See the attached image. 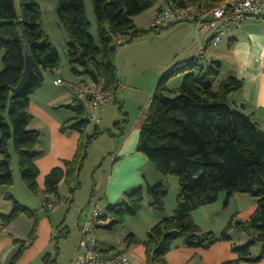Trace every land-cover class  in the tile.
I'll return each instance as SVG.
<instances>
[{
  "label": "trees",
  "instance_id": "trees-1",
  "mask_svg": "<svg viewBox=\"0 0 264 264\" xmlns=\"http://www.w3.org/2000/svg\"><path fill=\"white\" fill-rule=\"evenodd\" d=\"M222 2L91 0L96 39L90 33L85 0H56L55 15L67 36L66 57L72 74L102 82L106 90L116 92L115 55L123 46L115 43V39L125 38L128 45L150 33L159 32L153 28H136L134 18L159 3L166 7H158L157 14L165 8L212 10ZM20 7L18 13L14 0H0V53H3L0 71V187H10L14 183L11 171L14 154L19 174L29 192L53 197L58 202L59 189L63 184L68 193L67 201H70V196L80 188L79 179L88 159L89 147L105 133L110 137H123L129 120L123 114V120L114 126L116 130L95 129L89 134L85 104L74 100L64 106L74 117L61 127V132L70 130L77 133V148L71 160L64 161L62 167L53 168L46 175L44 189L40 191V171L35 160L42 154V142L39 132L29 128L33 122L29 107L32 95L44 84L43 73L60 68V56L42 29L38 0H20ZM26 56L34 60V74L24 91L15 95L12 91L22 79ZM76 67L81 69V73ZM179 75L184 76L181 85L171 89L169 81ZM221 76L219 62L207 64L192 57L177 62L152 95L140 126L137 151L148 159L163 179H178L176 209L171 217H165V200L169 193L166 181L159 185L147 184L126 194L122 204L108 209L111 222L105 228L112 230L123 225L128 217L137 218L148 195L151 208L162 220L149 230L145 241H140L133 234L123 240L125 247L143 245L147 264H166L165 257L180 239L189 248L208 250L219 242H230L233 230L245 235L249 241L245 246L232 247L236 259L223 264L258 263L264 257V131L229 102V96L242 89L243 80L235 77L222 80ZM223 193L226 205L236 194L255 199V213L246 222L234 223L231 219L219 235L202 231L193 222L192 214L215 204ZM10 201L13 205L11 213L0 215L3 223L8 225L21 216L33 220L34 227L29 237V241H33L38 224L37 212L13 198ZM44 213L49 215L47 210ZM257 244L263 248L261 254L254 257L252 248ZM25 248L26 244L22 242L10 264L16 263ZM48 260L49 256H46L45 264H54Z\"/></svg>",
  "mask_w": 264,
  "mask_h": 264
},
{
  "label": "crops",
  "instance_id": "crops-1",
  "mask_svg": "<svg viewBox=\"0 0 264 264\" xmlns=\"http://www.w3.org/2000/svg\"><path fill=\"white\" fill-rule=\"evenodd\" d=\"M56 5L57 3L55 1L53 3L51 2L50 12L54 13L51 23L53 26L51 27L54 29L49 31L45 28L43 21L46 11H43V8L39 4L42 12V29L48 36L51 44L59 51V45L54 41L52 35L54 30L58 31L61 40V43L58 44H60V48L66 55L67 36L58 24L55 15ZM160 5L161 3L134 18L133 21L136 28L149 30L157 15L158 7H161ZM85 8L87 18L91 24L90 33L92 34L94 26L96 29V21L90 15L93 11H91V7H88L86 1ZM158 31L155 33L156 35L162 32L166 34L170 32L177 37L171 51L165 56V59L173 56L170 63L151 68L152 73L156 75L155 81L153 84L151 83L152 85H144L142 88H138L136 87V81L131 77L130 71L132 69H139L142 72L140 76L144 77L146 75L145 70L136 67H140L146 61L155 60L158 55V49L152 45L146 46V41L149 42L150 39L147 38L144 40L146 36L119 49L115 55L118 82L115 98L109 103L108 107H105L104 112H102L103 116L101 114L100 124L96 125V128L90 125L88 130L89 134H92L95 129L101 131L113 130L112 128L123 120V114H126L128 118L129 116L135 118L131 124L130 119H128L129 123L123 137L113 138L105 133L97 139L99 140L104 136L109 137L115 139L116 144L114 151L109 153V176L106 177V180L104 179L101 185L94 184L95 190L99 192L101 197V219L95 232L97 248L103 257H111L119 253L126 254L131 264H147L145 247L141 244L125 247L123 240L128 235L133 234L140 241H145L149 230L160 222L162 217L151 208V203L147 201L145 196L142 212L137 218H127L123 225H119L112 230H107L105 228L111 222L108 217V209L112 206L122 204L125 195L135 189L140 187L144 188L147 184L159 185L166 181L171 189V194L169 195L170 198L168 197L166 199L165 217H171L174 214L175 201L172 199V191L175 182L173 178L168 177L166 180L163 179L154 170L148 159L137 151V145L140 126L146 117L147 110L150 106L149 100L155 91L158 79L165 73L167 74L175 63L196 57L197 55V43L193 26L179 24ZM250 33L264 36V18H249L238 29L229 33L221 45L215 48H209L205 63L208 64L212 61L219 62L221 64L222 80L229 77L243 80L242 89L231 94L229 96V102L236 111L250 117L251 121L264 131V67L258 63H253L252 67L244 72H240L237 65V59L240 56L237 46L240 42L243 41L245 44L256 47L264 45V40H250ZM172 61L175 62L173 63ZM70 69L68 72H70ZM1 70L2 63L0 61ZM76 70L81 73V69L76 67ZM43 74L44 84L32 95L29 107V113L33 117V122L29 128L39 132L42 142V154L35 160L40 171L38 185L41 192L44 189L46 175L53 168L62 167L64 161L71 160L77 148L79 135L70 130L61 132V127L74 117L70 111L63 108L76 100L73 92L69 90V86L91 81H87L89 79L86 76H74L73 74L65 76L63 67L53 72H44ZM57 79H61L63 84L56 86L54 81ZM170 83L171 81L168 86L171 89H176L182 82L174 84L173 86ZM124 94H126L125 99H121V95ZM145 96L149 98L146 103H144ZM83 103L86 106V112H88L89 102L84 101ZM112 103L119 105L120 117L112 113L114 107L111 106ZM108 118L109 122H107ZM102 122L105 124L104 128H100ZM112 123V127H109ZM4 188L7 189L0 191V200L2 201L0 203V215L8 216L11 213L12 202L10 198H13L30 210L36 211L37 215H40L37 220L38 231L36 229L39 240L37 242L35 241L34 245L29 242L28 235L33 220L27 218V220L21 221V218L26 219V217L21 216L8 225H5L3 219L0 217V264H10L16 252L20 249L22 242H25L26 248L15 264H45L44 258L46 256H49L50 260L48 261L50 263L75 264L76 256L78 255L77 252L79 251L77 247L81 239L80 232L87 212L78 211L79 214L73 218L72 223H68V217L61 219V223L57 228L62 229V231L58 230L60 233L58 237H53L56 230L51 223L52 220L49 218L58 214L61 209L63 211L66 210L64 209L66 208V202L63 201L65 198H68L65 192V186L63 184L60 186V201L56 202V199L51 197L53 202H55L56 209L55 212L49 213V215L42 211L44 198L42 194H32L34 196H32L33 199L31 201L30 196L26 192H23V189L21 190V195H14L7 191L9 187ZM27 191L29 192L28 189ZM29 193L31 194V192ZM21 199L23 201H20ZM225 201L226 195L222 194L215 204L203 207L194 212L192 218L195 225L204 232H212L219 235L227 227L231 219L234 223L246 222L257 209V201L248 195L236 194L230 199L227 205ZM230 234V242H219L208 250L189 248L185 245L184 240L180 239L173 244L172 250L165 257L166 264H223L224 262L235 260L236 256L232 253V247L245 246L249 239L234 230ZM54 238L57 246L55 245L54 253H50L47 248L51 245V241ZM57 238L64 240L63 244ZM262 248L263 246L261 244L254 246L252 248V255L254 257L259 256ZM62 250L64 257L61 258ZM242 264H264V257L258 263Z\"/></svg>",
  "mask_w": 264,
  "mask_h": 264
},
{
  "label": "built area",
  "instance_id": "built-area-1",
  "mask_svg": "<svg viewBox=\"0 0 264 264\" xmlns=\"http://www.w3.org/2000/svg\"><path fill=\"white\" fill-rule=\"evenodd\" d=\"M249 18H264V0H223L217 8L202 11L195 8H165L156 15L151 28L160 30L179 24L193 26L197 43L196 57L206 61L209 48L221 45L229 33L238 29ZM115 43L125 46L127 40L117 38ZM54 84L59 86L63 82L57 79ZM69 90L73 92L76 100L89 102V110L85 118L90 124H99V112L114 98V93L106 90L102 82L92 80L79 86L70 85ZM43 200L42 211L55 212V202L49 196H45ZM90 205L91 208L86 213L81 228L75 264H131L126 254L103 257L99 252L95 232L101 218V207L97 195H93Z\"/></svg>",
  "mask_w": 264,
  "mask_h": 264
},
{
  "label": "rangeland",
  "instance_id": "rangeland-1",
  "mask_svg": "<svg viewBox=\"0 0 264 264\" xmlns=\"http://www.w3.org/2000/svg\"><path fill=\"white\" fill-rule=\"evenodd\" d=\"M38 1H39L40 6L43 8V11H46V13L44 14V17H43L45 28L47 30H49V31H52L54 28L51 27V26H53L51 23H52V20H53L54 13L50 12V8H51V2L52 3L54 1L56 2V0H38ZM85 1L88 4V7H91V11H92L91 0H85ZM162 5H163V7H166V6H164L163 3H161L160 6H162ZM14 6H15L16 10L19 13L21 11L20 0H14ZM90 15L93 16V18H94V14L93 13H91ZM185 25H189V24H185ZM172 34L173 33H170V32L167 33V34L165 32L164 33L162 32V33H160L158 35H156L155 33H152V34L150 33L144 38V40H146L147 38L148 39L150 38L149 42L146 41V46L152 45V46L157 47L158 55H157V58L155 60L146 61L140 67H136L135 66L136 68H140V69H144L145 70L146 75L144 77L140 76L142 74V72L139 69H135V70L132 69L130 71L131 77L137 83L136 87L142 88V86H144V85H149L151 83L153 84V82L155 81L156 75L152 73V69L151 68L160 67L162 65L170 63V61L173 58V56L171 58H168V59H165V56H167V54H169V52L171 51V49H172V47L174 45L175 39L177 38L175 35H172ZM52 35H53L54 41L57 43V45H59L60 67L61 68L63 67V69L65 70V76L66 75H70V74L72 75V71H71L72 69H70L71 67L68 64L67 57L63 53V50L60 48V44H58V43H61L60 35H59L58 31L54 30L52 32ZM92 35L95 37V39L97 38V32H96L95 26L92 29ZM125 46H127V45H125ZM121 48H124V46L120 47L119 49H121ZM2 56H3V53H1V59H0L1 63H2ZM177 60H175V61H177ZM69 69H70V72H68ZM127 71H129V70H127ZM165 75H166V73L158 79L157 84L155 86V89L159 85V83L161 82V80L163 79V77ZM183 77L184 76L179 75V76L171 79L170 80L171 81V83H170L171 86H173L174 84L182 82L183 81ZM173 80H175V81H173ZM87 81H89V80H87ZM87 83L88 82H86V84ZM74 85H76V84H74ZM77 85L79 86L80 84H77ZM113 93H114V98H115V92H113ZM128 96H130V95H128ZM125 97H126V94L121 95V99H125ZM114 98H113V100H114ZM151 98H152V96H151ZM151 98L149 100V103L151 102ZM148 99L149 98L145 96L144 97V103H146V101ZM108 106H109V104H107L105 107H108ZM111 106H114L113 109H112V113L116 114L118 117H120L119 110H118V106L119 105L112 103ZM105 107L103 108V110H101L99 112L100 122H101V114L103 116L102 112H104ZM127 107H128V104H127ZM102 118L104 119V117H102ZM128 119H130V124H131L135 118L132 117V116H129ZM100 122H99V124H100ZM107 122H109V118L107 119ZM90 125L94 126V128H96L95 126L98 125V124H90ZM112 125H113V123L110 124L109 127H112ZM104 127H105V124H104V122H102L100 128H104ZM112 129L116 130V129H114V127ZM113 138H116V137H113ZM115 144H116L115 139H112V138L104 136V137H101V139H99V140H95L93 142V144L89 147L88 159H87V161L85 163L84 169H83V171H82V173L80 175V179H79L80 188L76 191V193L73 196H70V199H71L70 201H67L68 198H65V200H63V201L66 202V208H64L66 210L63 211V209H61L58 214H56L55 216L49 217L52 220L51 223L54 225V228L56 230L53 237H55V236L58 237L60 235L58 230L62 231V229L57 228V226L61 223V219H64V218L68 217L67 218L68 219V223H70V222L72 223L73 218H75L79 214L78 211H81V212L85 211L84 213H86V212L88 213L89 212V210L91 208L90 201L92 199V193L95 196L97 195V197L99 198V204H100L101 197H100L99 192H97L95 190L94 184L101 185L103 183L104 179L106 180V177L109 176V174H108V166L110 164V156H109L110 154L109 153L114 151ZM17 164H18L17 157L13 154L12 163H11V165H12L11 166V171H12V174H13L14 183H13L12 186H10L8 188L7 191H9V193H11V194L13 193L14 195H16V194L21 195L22 194L21 190L23 189V192H26L30 196L31 201H32V199H33L32 196H34V195H32V193L30 194L27 191L26 186L23 183V181L21 179V176L19 174V170H18V165ZM171 178H173V181L175 182V186H173V191H172V199H173V201H175V209H176V200H177V196H178V193H179V183H178V179L177 178H175V177H171ZM167 186L169 187V184ZM6 189L7 188L0 187V191L6 190ZM65 192L68 195L67 191H65ZM170 194H171V189L169 188V193H168L167 198L169 197ZM7 195L10 196V194H8V193H7ZM146 198H147V201H149V203H151V198L148 195H146ZM20 201H23V200L21 199ZM0 203H2L1 200H0ZM165 203H166V200H165ZM100 210H101V208H100ZM11 211H12V209H11ZM100 215H101V213H100ZM38 216H40V215L38 214ZM128 218H130V217H128ZM20 220L21 221H25V220H27V218L26 219L25 218H21ZM32 226L34 227V221H32V223H31V228H30L31 230H30L29 235H28L29 237H31L30 234H31L32 229H33ZM37 231H38V228H37ZM35 233H36L35 236H32V238L34 237L35 239L33 241H29L33 245L35 244V241L37 242V240H39V237H38L36 231H35ZM57 240H61V238H57ZM61 241H62L61 244H63L64 240H61ZM99 244H100V241H99ZM55 245L57 246L56 240L54 238L51 241V245L47 248L50 253H54V251H55L54 248L56 247ZM96 245H97V238H96ZM62 257H64L63 250H62L61 258Z\"/></svg>",
  "mask_w": 264,
  "mask_h": 264
},
{
  "label": "clouds",
  "instance_id": "clouds-1",
  "mask_svg": "<svg viewBox=\"0 0 264 264\" xmlns=\"http://www.w3.org/2000/svg\"><path fill=\"white\" fill-rule=\"evenodd\" d=\"M250 40H264V36L257 34H249ZM240 56L237 59V65L240 72L246 71L252 67L253 63H258L264 67V45L256 47L254 45L245 44L243 41L237 46ZM239 74V73H238Z\"/></svg>",
  "mask_w": 264,
  "mask_h": 264
},
{
  "label": "water",
  "instance_id": "water-1",
  "mask_svg": "<svg viewBox=\"0 0 264 264\" xmlns=\"http://www.w3.org/2000/svg\"><path fill=\"white\" fill-rule=\"evenodd\" d=\"M34 68H35L34 60L32 59L31 56H26L25 69L23 72L22 79L19 82L18 86L12 91L15 95L21 94L24 91V89L27 87L28 83L30 82L34 74Z\"/></svg>",
  "mask_w": 264,
  "mask_h": 264
}]
</instances>
